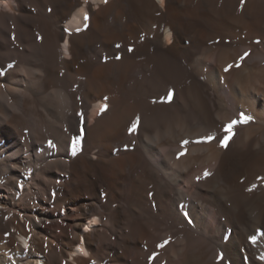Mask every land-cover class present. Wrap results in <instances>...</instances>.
I'll list each match as a JSON object with an SVG mask.
<instances>
[{
	"label": "bare ground",
	"instance_id": "6f19581e",
	"mask_svg": "<svg viewBox=\"0 0 264 264\" xmlns=\"http://www.w3.org/2000/svg\"><path fill=\"white\" fill-rule=\"evenodd\" d=\"M39 261L264 264V0H0V264Z\"/></svg>",
	"mask_w": 264,
	"mask_h": 264
},
{
	"label": "snow or ice",
	"instance_id": "6c2138e0",
	"mask_svg": "<svg viewBox=\"0 0 264 264\" xmlns=\"http://www.w3.org/2000/svg\"><path fill=\"white\" fill-rule=\"evenodd\" d=\"M105 2H107V0H105ZM87 19H88V17L85 16V20H87ZM129 50H131V49H129ZM245 55H247V54H245ZM225 70L227 71V69H225ZM250 119H251L250 117H247V116H244L243 114H241V120H242L243 122L246 123V122H247L248 120H250ZM235 123H236V121H233V124H235ZM136 127H137V123L134 122V123L132 124L131 128H130V131H134V130L136 129ZM231 127H232V124H230V125L228 126V129H227V130H230ZM206 139L210 141V140L213 139V137L209 136V137H207ZM78 146H79V140L76 139V138H74V139L72 140V152H73V155L76 154V152H77V150H78ZM222 146H226V143L222 142ZM205 175H208V173L206 172ZM253 242H255V241L253 240ZM160 246L163 247V245H160ZM93 264H95V262H93Z\"/></svg>",
	"mask_w": 264,
	"mask_h": 264
},
{
	"label": "rangeland",
	"instance_id": "374dc122",
	"mask_svg": "<svg viewBox=\"0 0 264 264\" xmlns=\"http://www.w3.org/2000/svg\"><path fill=\"white\" fill-rule=\"evenodd\" d=\"M20 241L23 246L27 247V244L25 243L24 239H21ZM39 264H42V261H39Z\"/></svg>",
	"mask_w": 264,
	"mask_h": 264
}]
</instances>
